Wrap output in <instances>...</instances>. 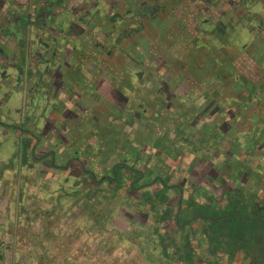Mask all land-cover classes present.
I'll return each mask as SVG.
<instances>
[{
  "label": "rangeland",
  "instance_id": "1",
  "mask_svg": "<svg viewBox=\"0 0 264 264\" xmlns=\"http://www.w3.org/2000/svg\"><path fill=\"white\" fill-rule=\"evenodd\" d=\"M262 66L264 0H0V264H255L185 202L264 205Z\"/></svg>",
  "mask_w": 264,
  "mask_h": 264
},
{
  "label": "trees",
  "instance_id": "2",
  "mask_svg": "<svg viewBox=\"0 0 264 264\" xmlns=\"http://www.w3.org/2000/svg\"><path fill=\"white\" fill-rule=\"evenodd\" d=\"M200 48L201 47H196L195 50ZM249 85L254 88L251 83ZM246 90L248 93L245 95L242 103L248 99L250 94L255 93L254 90L249 88ZM234 102H236L235 99L232 100L230 104ZM147 106L149 107V104ZM140 113L145 117L147 112L144 108ZM177 120L174 122V128H177L176 130L179 131L182 128V124H180L182 120L180 118ZM12 128L16 129L17 127L13 126ZM24 141V147L26 148L27 140ZM109 141L110 139H108V142ZM155 144L158 145L157 142ZM166 152L173 154L169 148L166 149ZM24 161H27V159L24 158ZM81 167L82 171L86 173L82 164ZM122 168L130 173L128 177L131 180L128 189L132 188L138 190L148 185V182L144 181L143 172L130 164L128 165L126 162L113 164L109 172L99 179H96L93 174H91V178L93 182L98 183L105 180L109 183H114L117 188H121L124 184V180L121 179L118 170ZM147 199L151 200L152 198L147 195ZM241 201V193H239V195L233 194L228 196L225 204L217 208L209 204L184 201L187 207L191 208L189 218L186 221H200L205 226L204 232L209 242L225 244L230 254H234L238 250H243L252 262L260 264L261 261L264 260V205L260 207H249V205H243Z\"/></svg>",
  "mask_w": 264,
  "mask_h": 264
},
{
  "label": "flooded vegetation",
  "instance_id": "3",
  "mask_svg": "<svg viewBox=\"0 0 264 264\" xmlns=\"http://www.w3.org/2000/svg\"><path fill=\"white\" fill-rule=\"evenodd\" d=\"M260 28H261V27H260ZM243 46H244V44H243ZM261 68H262V69H261ZM261 68H259L258 71H262V70H263V72H264V66H262ZM260 69H261V70H260ZM259 83L262 84L261 81H260ZM263 114H264V113H263V110H261L260 112H258V115H263ZM263 261H264V260H263ZM263 261H261V263H262ZM261 263H260V264H261Z\"/></svg>",
  "mask_w": 264,
  "mask_h": 264
},
{
  "label": "crops",
  "instance_id": "4",
  "mask_svg": "<svg viewBox=\"0 0 264 264\" xmlns=\"http://www.w3.org/2000/svg\"><path fill=\"white\" fill-rule=\"evenodd\" d=\"M53 203H54V201H53Z\"/></svg>",
  "mask_w": 264,
  "mask_h": 264
}]
</instances>
